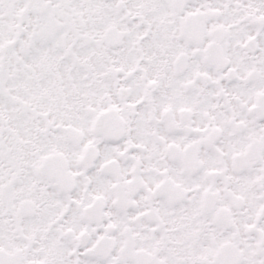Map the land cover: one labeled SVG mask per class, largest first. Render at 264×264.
Returning <instances> with one entry per match:
<instances>
[{"label": "snow or ice", "instance_id": "obj_1", "mask_svg": "<svg viewBox=\"0 0 264 264\" xmlns=\"http://www.w3.org/2000/svg\"><path fill=\"white\" fill-rule=\"evenodd\" d=\"M0 264H264V0H0Z\"/></svg>", "mask_w": 264, "mask_h": 264}]
</instances>
